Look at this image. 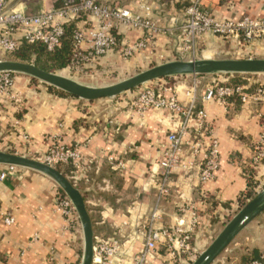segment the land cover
<instances>
[{
    "label": "crops",
    "instance_id": "obj_1",
    "mask_svg": "<svg viewBox=\"0 0 264 264\" xmlns=\"http://www.w3.org/2000/svg\"><path fill=\"white\" fill-rule=\"evenodd\" d=\"M100 1L139 13L149 6V16L162 31L145 49L125 57L122 51L141 40L144 34L120 27V46L101 59L95 73L79 75L87 81L84 83L94 86L112 73L129 74L160 60H174L180 45L179 25L186 8L196 0ZM198 1L214 19H264V0ZM18 2L29 13H38L52 5L58 6L60 0ZM83 24L78 19L70 25L75 28ZM233 46H240V51L264 54V37L246 43L236 38L226 40L209 31L196 54L208 59L230 53ZM67 66L63 71L70 72ZM213 83L205 75L175 76L152 83L156 89H170L167 94L175 92L184 104L194 95L197 108L205 110L206 121L214 127L220 152L215 177L202 183L201 155L195 157L192 147L199 129L196 119H191L183 142L184 162L190 167L173 173L169 191L159 203L160 162L169 147L170 132L178 129L184 120L180 114L165 109L141 114L130 108V95L88 101L60 95L50 85H40L29 75L14 73V87L8 95L0 97V150L41 158L49 147L59 142L80 152L76 163L64 164L73 166L69 177L85 197L95 246L114 242L119 246L106 262L95 252L93 264H136L157 204L160 209L154 226L160 230L183 222L187 228L192 212L199 219L191 231L189 251L162 237L151 259L159 264L174 252L178 260L191 264L241 209V200L247 193H259L264 188V159L254 164L255 147L264 133V101L252 97L238 104L235 99L228 100V104L203 101ZM246 86L249 95L257 90L250 79ZM4 169L5 165L0 164V173ZM60 193L53 179L22 167L7 179H0V264H81L82 224L80 221V226L73 227L58 207L56 198ZM7 216L13 217V223H6ZM263 259L264 211L240 231L212 264H252Z\"/></svg>",
    "mask_w": 264,
    "mask_h": 264
},
{
    "label": "built area",
    "instance_id": "obj_2",
    "mask_svg": "<svg viewBox=\"0 0 264 264\" xmlns=\"http://www.w3.org/2000/svg\"><path fill=\"white\" fill-rule=\"evenodd\" d=\"M149 12V6L145 7L144 13H139L122 6H115L108 1L60 0L58 6L52 5L38 13H29L18 0H0V54L8 55L24 44L35 43H43L48 50L55 51L62 47L67 26L81 19L84 24L75 27L73 31L72 54L67 68L77 75H92L97 71V65L101 59L120 46L118 39L120 27L139 30L144 34L141 40L134 45H128L122 51L125 57H132L138 51L145 49L162 31L149 16ZM209 31L226 40L236 38L249 43L255 38L264 37V19L254 20L250 17H244L239 21L214 19L196 0L186 8L182 23L179 25L180 45L173 59H195L196 49ZM85 44L88 45L87 48L84 47ZM229 78L222 82H215L205 93L203 101L216 100L219 103L228 104V98L235 93L243 103L249 101L250 97L257 101H264V83H258L255 93L249 95L245 92L246 85L232 87L228 83ZM13 87L14 73L0 72V97L8 95ZM139 89L135 96H131V109L141 114L151 109H165L173 114H180L184 120L182 125L170 132L168 136L169 147L160 162L158 203L168 193L173 173L177 169L190 167L184 162L183 142L189 121L193 118L196 119L199 129L193 138L192 147L195 157L201 155L200 180L202 183L212 180L220 163L219 142L214 127L206 121L205 110L197 108L194 95L190 97L187 104H184L175 92L167 94L170 89H156L151 85L143 89L139 87ZM135 91L136 89L133 90ZM255 149L257 153L254 157V164H258L264 159V133L261 134ZM79 156L80 152L77 149L56 142L49 147L43 157L38 159L55 166L72 161L76 163ZM189 164L192 165V163ZM19 168L5 165V169L0 173V179H7ZM56 202L73 227L80 226L79 214L72 200L67 195L58 194ZM159 209L157 204L146 229L145 244L136 259V264H157L151 258L156 254L162 237H168L173 244L177 242L183 251L191 249V231L198 224V214L192 212V219L187 228L183 227L185 224L183 222L174 228L160 230L154 226L159 216ZM5 220L7 224L13 223L12 216H7ZM118 247L116 242L101 243L95 246V252L106 262L109 256L118 250ZM159 264L186 263L184 260H178V254L172 252L168 260ZM252 264H264V261L255 260Z\"/></svg>",
    "mask_w": 264,
    "mask_h": 264
},
{
    "label": "water",
    "instance_id": "obj_3",
    "mask_svg": "<svg viewBox=\"0 0 264 264\" xmlns=\"http://www.w3.org/2000/svg\"><path fill=\"white\" fill-rule=\"evenodd\" d=\"M0 72L23 73L41 80L77 98L95 101L113 98L134 90L147 82L175 76L208 74H258L264 73V58H203L197 60H171L151 66L126 79L106 86H90L46 71L34 63L3 59L0 60ZM0 164L17 166L40 172L53 179L74 203L82 224L84 234V252L81 264H93L95 255V237L93 222L86 200L79 188L70 178L55 166L40 159L15 152L0 150ZM264 211V188L250 199L224 226L212 243L191 264H212L231 244L240 231Z\"/></svg>",
    "mask_w": 264,
    "mask_h": 264
},
{
    "label": "trees",
    "instance_id": "obj_4",
    "mask_svg": "<svg viewBox=\"0 0 264 264\" xmlns=\"http://www.w3.org/2000/svg\"><path fill=\"white\" fill-rule=\"evenodd\" d=\"M73 31H74V26L69 25L66 28V32L63 37L62 47L55 51L48 50L47 47L43 43L24 44L15 52L8 54L7 57L8 59H11V60H18V61H24L28 63H34L38 67L46 71H49V72H57L58 70L63 69L70 63L71 54H72L71 49H72ZM228 75L231 76L232 74H228ZM32 79L33 81L38 80L33 77ZM228 83L232 87H237L239 85H246L247 81L243 80L240 74H233V76L229 79ZM50 88H52L55 92H57L60 95L73 96L56 87L50 86ZM233 99H235L236 104L241 102L237 93H235L233 96L228 98V100H233ZM55 167L68 177L73 168L72 165L64 164V163H61V164L59 163L55 165ZM70 180L74 183L72 179ZM60 192L62 196L66 195L65 192L61 188H60ZM256 194L257 193L254 191H249L246 197L241 200V208L245 206L248 200L252 199ZM262 261H264V259Z\"/></svg>",
    "mask_w": 264,
    "mask_h": 264
},
{
    "label": "rangeland",
    "instance_id": "obj_5",
    "mask_svg": "<svg viewBox=\"0 0 264 264\" xmlns=\"http://www.w3.org/2000/svg\"><path fill=\"white\" fill-rule=\"evenodd\" d=\"M230 47H231V45H230ZM250 57L251 58H264V54H259V53H256V52H249L248 50L246 52L240 51V46H233L232 48H230V53H228V54L219 53V54L211 56V58H250ZM202 58L203 57L200 54H198L195 59L187 58L185 60H197V59H202ZM3 59H8L7 55H1L0 56V60H3ZM167 60L171 61L170 58H168ZM174 60H178V59H174ZM164 62H167L166 59L165 60H160L159 62H155L151 66H154V65H157V64H162ZM63 70L64 69L58 70L56 73H58V74H60L62 76L68 77L70 79L76 80L78 82H81L83 84L87 83V81L84 78H81L79 75L75 76L72 73L67 72V71H63ZM142 70H145V69H138L137 71H133L132 73H129V74H127V73L121 74L120 72L119 73H112V74L108 75V77H106L105 80L96 81L95 83H99L100 85H95V86H106V85H110V84L119 82V81H121L123 79H126V78H128V77H130V76L142 71ZM240 75H241L243 80L247 81V79H250V81L253 84L258 85V83H260V82L264 83V73L240 74ZM206 76L209 77V79H211V80H213L215 82H222V81H224V80L229 78L228 77L229 75L226 74V73L208 74V75H205V77ZM197 77L199 78L200 76H197ZM84 81H86V83H84ZM35 83L40 84V85H45V86L48 85L47 83L42 82L41 80H36ZM152 83L151 82H147V83L143 84L142 86H140V88L143 89L147 85H151V87L155 88V84H152ZM86 85H90V84H86ZM90 86H94V85H90ZM139 90L140 89L138 87V88H136L135 92H133V90H131L132 92L128 91V92L123 93L122 95L123 96L130 95V96L133 97V96H135L137 94V92ZM102 99H110V98H102ZM28 157L35 158L32 155H28ZM36 159H38V158H36Z\"/></svg>",
    "mask_w": 264,
    "mask_h": 264
}]
</instances>
